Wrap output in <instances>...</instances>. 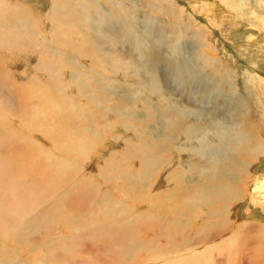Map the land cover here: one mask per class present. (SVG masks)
Returning a JSON list of instances; mask_svg holds the SVG:
<instances>
[{
	"label": "rangeland",
	"instance_id": "rangeland-1",
	"mask_svg": "<svg viewBox=\"0 0 264 264\" xmlns=\"http://www.w3.org/2000/svg\"><path fill=\"white\" fill-rule=\"evenodd\" d=\"M10 1L12 4L19 3V0ZM122 1L116 0L115 3L113 0H98V3L107 7L117 8L116 14L104 10L101 16L94 11V7L88 8L90 3H86L87 7L82 10L86 9L87 13L82 11L80 22L75 20L67 25L59 24L57 32H51L57 23L48 16L52 10V1L41 0L38 5H43V15L37 14L32 18L33 35L21 32L18 34V41L13 44L10 35L0 37V164L9 170L7 178L18 179L22 174L24 180L34 181L45 191L38 198V194L30 191L34 197H29L27 201L30 202L27 204H32L33 200L35 204L39 200L47 214L41 225L34 227L39 228L38 232L34 233V229H31L27 232L32 234L21 236V239L11 236L6 238L5 244L9 249L0 251V255L2 253V256L9 259L11 255L13 264H164L170 259H181L184 255L205 250L202 258L207 264H261L260 260L264 262L260 256L264 253V222L262 224L256 221H264V194L262 198L259 196V199H255L258 203H253L251 198H254L253 177L259 174L264 177V154H260L257 159L253 150L248 149L260 147L257 152H262L264 148V0H124L125 6L119 4ZM91 13L97 15L98 20L104 18L105 23L101 24L93 17L91 19ZM88 15L89 18L86 17ZM95 25L99 28L102 26L100 29L103 32L92 30ZM150 28L152 31H149ZM104 30L114 31L117 37L107 35ZM55 33L60 34V37L52 35ZM85 33L90 34L86 41L83 40ZM176 34L178 35L175 36ZM179 34L182 35L184 44L176 58L171 56L172 49L167 45L171 42L180 44ZM48 36L52 37L54 44L47 41ZM131 36L136 37L135 42H140V45L133 44ZM94 39L99 43L98 39L102 40V48L96 47ZM108 49L121 50L122 67L118 57L115 62L119 65L109 63L105 58ZM199 53L212 58L211 66L201 69L195 56H200ZM83 54L86 56L82 58ZM69 55L76 56V65H73V60H69ZM41 58L44 62L41 61L42 64L39 65ZM133 60H138L142 65H139L140 68L153 75V81L157 80L152 83L160 89L159 93H153L149 85V90L142 85L136 86V80L130 77L132 74L122 72L124 65L133 63ZM180 63L185 66L184 69L180 67L181 73H185L184 76L188 79L190 77V82L194 80L193 88L187 89L190 92L183 90L181 83L176 81V70ZM212 66H215V70ZM77 67L84 69L75 77L74 69ZM196 76L198 78L193 79ZM172 93L180 94L189 106L198 105L199 111L202 107L205 113L203 119L200 116L196 118L199 121L192 118L196 117L193 112L190 113L192 117L183 118L184 128L182 127L181 132L175 129V136L162 151L157 148V140H151L149 134H144L141 125L144 124L148 129L146 121H136V118L149 115L150 118L146 116V119L153 125L151 118L160 114L159 103L166 107L165 95ZM146 99H151L154 106L148 108ZM169 100L174 106L177 105L172 99ZM233 103L239 109L242 107V110L235 112ZM131 112L138 114V117L135 118ZM53 119L59 122L58 125L47 123ZM197 122L200 124H196ZM195 125H202L199 128L203 129L207 126L206 130L215 127L217 133H213L217 137H224L225 133L228 138L233 136L235 140L242 127L246 132L245 138L249 133L251 140H260L262 144L250 140L243 152L233 138L228 141L229 144H222V147L219 143L209 144L219 147V151L224 150L225 154L229 153L226 154L228 156L224 154L223 159L231 157L253 162L250 173H234L237 177L233 180L231 166L225 167L223 162L217 161L215 163L223 173H217L215 178L205 175L201 177L198 172L203 170L199 167L208 166L213 161L193 160L195 150L192 152L181 145L196 141L198 135L187 131ZM162 127L163 125L161 129L165 130ZM154 128L160 132L157 137L164 136L161 129L156 126ZM205 131H202L203 134L207 132ZM236 131L239 132L238 136L235 135ZM208 134L209 132L204 135ZM145 137H148L147 142H144ZM138 145L139 148H136ZM87 150H90V154ZM148 150L149 154L146 153ZM206 154L200 153L201 156ZM60 162L65 165L64 169L60 167L62 171L57 170L56 166ZM72 164L76 165V169L70 173L68 171ZM194 164H199L198 171ZM26 166L28 167L24 168ZM101 169L106 170L101 173ZM64 170L67 172L63 173ZM83 174L87 177L81 178L85 183L74 187V180L83 177ZM217 180L225 185H234L232 188L236 190L238 198L230 201L229 206H225L227 202L219 199L225 197L224 194L216 197L217 192L214 193L209 188ZM86 182L92 185L86 187ZM158 186H162L161 190L165 191V195L160 200H147L148 194L155 193ZM241 186L245 189L242 190ZM55 187L57 188L54 190ZM199 187L202 188L201 192ZM96 189L101 194L107 193L121 205L125 202L131 215L144 213L148 209V203H154V210L158 212L160 221L151 216V223L137 222L132 228L127 226L123 229L116 226L104 227L109 232L102 230L95 234L93 228L106 226L110 224L109 220L96 222L92 227L83 223L84 218L99 215L116 205L113 200V203L97 202L94 199ZM239 189L244 191L240 197ZM5 196L4 193L0 194V203L5 201ZM10 198L15 203V200H19V195L14 194ZM186 198H190L188 204L185 203ZM168 219L175 222V225H171L174 226V231L162 232L168 228L164 225L169 223ZM242 223H246L247 227L235 238ZM249 224L258 225L254 226L256 236L247 234L248 228L251 229ZM132 239L139 243L129 247L124 244L125 240L128 242ZM233 239L235 247L232 249H237V257L228 259L233 250H228L226 244ZM111 242L124 244L126 250L123 252L120 248H113ZM222 242L224 245H221ZM168 244L176 245L175 252L166 248ZM148 245L163 249V254L169 251L171 254L154 258V248H148ZM244 250L249 257L242 256Z\"/></svg>",
	"mask_w": 264,
	"mask_h": 264
},
{
	"label": "bare ground",
	"instance_id": "bare-ground-1",
	"mask_svg": "<svg viewBox=\"0 0 264 264\" xmlns=\"http://www.w3.org/2000/svg\"><path fill=\"white\" fill-rule=\"evenodd\" d=\"M41 0H19V3H14V4H12V2L10 1V0H0V37H1V35H5V34H8V35H10V39H11V42H12V44L13 43H16V41H18V34L19 33H21V32H24V33H28L29 35H33L34 34V22H32V18L35 16V15H39V14H41V8L43 7V5H41L42 7H40L39 5H38V3L40 2ZM43 1V0H42ZM52 1V7H51V9L52 10H50L49 11V14H48V16L52 19V21L54 20L55 22H57L56 23V25L55 26H53V29L51 30V32L52 31H54V32H57V26L60 24V25H67V24H69V23H72L73 21H78V22H80L81 21V18H82V15H83V13H82V11H84V12H86L87 13V10L85 9V10H82V8H84V7H87L86 6V3H90L91 5L88 7V8H93L94 7V11H97L98 12V14L100 13V16H101V13L105 10L106 12H114L115 14H116V12H117V8H114L113 6H112V8L111 7H107V6H105L103 3H98L96 0H51ZM113 1H115V3H116V0H113ZM159 1V0H158ZM34 3V4H33ZM41 3V2H40ZM115 3H114V6H115ZM36 4V5H35ZM98 4V5H97ZM119 4L120 5H124L125 6V4H126V2L123 0L122 2H119ZM148 4V3H147ZM96 5V6H95ZM123 6V7H124ZM93 11V10H92ZM124 11V10H123ZM154 12V11H153ZM48 13V12H47ZM120 13V12H119ZM118 13V15H122V14H119ZM89 14V13H88ZM91 14H93L92 16H91V19H92V17L94 18V19H97L96 17H97V15L95 16L94 15V13H91ZM90 14V15H91ZM103 14H105V13H103ZM41 15H43V13L41 14ZM40 15V16H41ZM123 15H124V13H123ZM149 16V15H148ZM86 17H88L89 18V15L88 16H86ZM44 20V19H43ZM89 20V19H88ZM98 20V19H97ZM97 20H96V22H97ZM101 20V21H100ZM104 18L103 19H101V18H99V20H98V22H103V23H105L104 22ZM126 20V19H125ZM89 22V21H88ZM93 22H94V20H93ZM97 22V23H98ZM114 22H115V20H114ZM160 22V21H159ZM85 23V22H84ZM99 23V24H100ZM122 23V22H121ZM91 24H92V22H91ZM94 24V23H93ZM102 24V23H101ZM127 24V23H126ZM125 24V25H126ZM164 24V23H163ZM162 24V25H163ZM123 25V24H122ZM149 25V24H148ZM36 26V25H35ZM96 26V25H95ZM111 26H112V23H111ZM127 26V25H126ZM163 26H165V25H163ZM102 27V26H101ZM100 27V28H101ZM113 27H114V25H113ZM70 28V27H69ZM98 26H96V27H94L93 26V28H92V30H96L97 32H103L102 31V29H100ZM115 28H116V26H115ZM118 28V27H117ZM106 29V28H105ZM132 29V28H131ZM9 30V31H8ZM88 30H89V28H88ZM117 30V29H116ZM89 31H91V30H89ZM88 31V32H89ZM149 31H152V28H150V30ZM148 31V32H149ZM104 32H106L107 33V35H112V36H115V34H114V31H111V30H104ZM121 32V31H120ZM130 32H133V31H130ZM36 33H37V31H36ZM90 33V32H89ZM105 33V34H106ZM116 33V32H115ZM136 33V32H135ZM157 33V32H156ZM161 33V32H160ZM60 34H62L61 32H60ZM60 34H52V35H55L56 37H58ZM86 34V33H85ZM121 34V33H120ZM128 34V33H127ZM63 35V34H62ZM89 35L90 34H86V36H84L83 37V40L84 41H86L88 38H89ZM132 35H134V34H132ZM156 35V37L158 38L159 36L157 35V34H155ZM161 35H163V33H161ZM178 34H176L175 36H177ZM123 36H124V33H123ZM135 36V35H134ZM140 36V35H139ZM139 36H137V37H139ZM182 35L181 34H179V43L180 44H174V43H169L168 45H167V47H169L170 49H172L171 50V56H174V57H176V58H178V54H179V50L181 49V45H183L184 44V42H183V38L181 37ZM60 37V36H59ZM64 37V36H63ZM69 37V36H68ZM115 37H117V36H115ZM132 37V36H131ZM67 38V37H66ZM127 38H128V36H127ZM64 39V38H63ZM121 39H122V36H121ZM162 39H163V37H162ZM67 40V39H66ZM95 41H96V47H99L100 46V48H102L101 47V45L103 44V42H102V40L101 39H98L99 41H100V43L99 42H97V40L96 39H94ZM126 40V39H125ZM124 40V41H125ZM132 40H133V44H136V43H138L139 45H140V42H135L136 40H137V38L136 37H132ZM143 40V39H142ZM47 41H49L50 43H52V44H54L55 42L52 40V37L51 36H48L47 37ZM141 41V40H140ZM158 41H159V39H158ZM66 42V41H65ZM106 42V41H105ZM165 42V41H164ZM0 43H2V42H0ZM107 43V42H106ZM129 43V42H128ZM131 43V44H132ZM162 43V42H161ZM132 44V45H133ZM144 44V43H143ZM36 45L37 46H39L37 43H36ZM124 45V44H123ZM126 45V44H125ZM137 45V44H136ZM49 47V46H48ZM124 46H122L121 47V50H122V48H123ZM138 47V46H137ZM137 47L135 48L136 50H137ZM131 48V47H130ZM120 49V48H119ZM109 50V52L108 53H106L105 55H106V59L109 61V63H111V62H114L116 65H119L117 62H115V59L118 57L119 58V60L121 61V65H120V67H122V59H121V50H115V49H113V50H111V49H108ZM133 50V49H132ZM127 51H128V49H127ZM138 51V50H137ZM169 51V50H168ZM80 52V51H79ZM134 52V51H133ZM112 53H114L115 55H112ZM55 54V53H54ZM65 54V53H64ZM199 55L200 56H198V55H195L196 57H197V59L199 60V62H200V64H201V66H202V68L201 69H203V68H205V66H211V57H209L208 55H202V54H200L199 53ZM29 56H31V55H29ZM69 56H71V55H69ZM83 56H86L85 54H83L82 55V58H83ZM90 56V55H89ZM39 57V56H38ZM69 60L70 61H72L73 60V63H74V61H76V56H71V57H69ZM78 60V59H77ZM41 61H43V59L41 58L40 59V64L39 65H41L42 63H41ZM91 61V60H90ZM44 62V61H43ZM79 62V61H78ZM125 62H127V61H125ZM129 62V61H128ZM78 65H79V63H77ZM181 64V63H180ZM35 65V64H34ZM73 65H76V63H74ZM77 65V66H78ZM86 65V64H85ZM137 65V66H136ZM142 66L141 65V63L137 60V62H134V60H133V63L131 62V63H127L126 65H124V69L122 70V72H125V74H129V75H131L132 74V76H130L131 78H133V79H135L136 80V86L138 85V87L140 86V85H142V86H145V88L146 89H148V87H147V85H149V88L151 89V90H153L152 92L154 93H159L160 92V89L158 90L156 87H154L153 86V83L152 82H156L157 80H152L153 78V75L151 74V73H147V71H145L144 69H142V68H140V66ZM92 66V65H91ZM180 67H182V69H184L185 68V66L184 65H179L178 66V69L176 70V71H178L176 74H177V76H175L176 77V81L179 83H181V85H180V87L184 90V89H189V87H192V84H193V81L194 80H192L191 82L189 81V79H190V77H189V79L186 77V76H184L185 75V73H184V75L181 73V71H180ZM214 69L213 70H215V66H212ZM44 68V67H43ZM117 68H118V66H117ZM81 69H84V67H81V68H79V67H77V68H75L74 69V73H75V77H78V75H79V73H80V70ZM86 69H89V68H87L86 67ZM190 69V68H189ZM51 71H53L52 69H51ZM56 71V70H55ZM49 72V71H48ZM54 72V71H53ZM140 72H141V77H140ZM185 72V71H184ZM188 72V71H187ZM189 72H190V70H189ZM47 73V72H46ZM56 73V72H55ZM101 73V72H100ZM181 74V76H180V74ZM82 74V73H81ZM123 74V73H122ZM128 75V76H129ZM145 75H147V76H145ZM148 76H150V78H148ZM103 77V76H102ZM193 77V76H192ZM195 78H198L197 76L196 77H194L193 79H195ZM256 78V77H255ZM258 78V77H257ZM114 79V78H113ZM191 80V79H190ZM67 81V80H66ZM71 81H73V80H71ZM196 81V80H195ZM198 81V80H197ZM61 83V82H60ZM179 83V84H180ZM256 83V82H255ZM73 84V83H72ZM254 85V84H253ZM102 86V85H101ZM231 86V85H230ZM179 87V88H180ZM54 88V87H53ZM70 88V87H69ZM193 88V87H192ZM76 89V88H75ZM149 90V89H148ZM182 90V91H183ZM192 90H194V89H192ZM191 90V91H192ZM173 91V90H172ZM176 91V90H175ZM187 91H189L190 92V90H187ZM186 91V92H187ZM150 92V91H149ZM184 92V91H183ZM198 92H200L199 90H198ZM242 93V92H241ZM177 93H172V94H166L165 96H166V104H167V106L165 107V106H161V103H159L160 105H159V115H156V117H153V118H151V119H153V122H154V124L153 125H151L150 124V120H148V119H146V116L148 117L149 115H146V116H143L142 118H140V119H138V118H136V116L138 117V114H136V113H134V114H132V112H131V114L133 115V116H135V118H136V121H138V120H144V121H146V123H147V126H148V129L144 126V124H142L141 125V127H143V130H144V134H149V138H151V140L152 139H155V140H157L158 141V147L157 148H159V149H162V151H164L165 149V146H166V144L171 140V139H173L172 137L173 136H175V133L174 132H176L175 131V129H178L179 131L178 132H181L180 130H182V127H183V123L184 122H182V119L183 118H189V117H192L191 115H190V113L191 112H193L194 114H195V116L196 117H192V118H194V119H196L197 117H199L200 116V118L201 119H203V114L205 113V112H203V108L201 107V111H199V107H198V105L195 107V105H193V104H191L190 106H189V104H187L185 101H183L182 100V98H181V95L179 94V95H176ZM188 94V93H187ZM186 94V95H187ZM236 94V93H235ZM210 95V94H209ZM228 95V94H227ZM240 95V94H239ZM249 95V94H248ZM233 96V95H232ZM203 97V96H202ZM235 97V96H234ZM245 97V96H244ZM99 98V97H98ZM158 98V97H157ZM236 98V97H235ZM152 99V98H151ZM150 99V100H151ZM169 99H172L173 101H175V103H177V105L176 106H174L173 104H172V102H170V100ZM205 99V98H204ZM232 99V98H231ZM230 99V100H231ZM234 99V98H233ZM245 99V98H244ZM243 99V100H244ZM149 99H146V104H147V107L148 108H151L152 107V105L154 106V104L150 101ZM154 100V99H153ZM162 100H163V98H162ZM246 100V99H245ZM102 101V100H101ZM165 101V100H164ZM232 101V100H231ZM233 101H235V100H233ZM238 101H239V99H238ZM247 101V100H246ZM251 101V100H250ZM103 102V101H102ZM205 102V101H204ZM241 102H242V100H241ZM245 102V101H244ZM258 102V101H257ZM256 102V103H257ZM179 103V104H178ZM221 103V102H220ZM231 103V102H230ZM236 103V102H235ZM235 103H233V107H234V109L233 110H236L235 112H237V111H241L242 109V104H239L240 105V109L239 108H237V104H238V102H237V104H235ZM246 103V102H245ZM262 103V102H261ZM101 104V103H100ZM198 104V103H197ZM253 104V103H252ZM259 104V103H258ZM105 105V104H104ZM182 105V106H181ZM237 105V106H236ZM248 104L246 103V106H247ZM260 105V104H259ZM231 106V105H230ZM104 107V106H103ZM110 107V106H109ZM232 107V106H231ZM255 107H256V105H255ZM248 108H249V106H248ZM244 109V108H243ZM250 109V108H249ZM248 109V110H249ZM170 110V111H169ZM45 111V110H44ZM47 111V110H46ZM206 111V110H205ZM216 111V110H215ZM25 112V111H24ZM48 112V111H47ZM178 112H179V114H178ZM50 113H52V112H50ZM49 113V114H50ZM128 113H130V112H128ZM128 113H125V115L127 114L128 116L130 115V114H128ZM178 114L177 116H173V114ZM248 113V112H247ZM206 114H207V112H206ZM206 114H205V116H206ZM249 114V113H248ZM47 115V114H46ZM46 115H45V117H46ZM151 115V114H150ZM154 115V114H153ZM48 116V115H47ZM52 116V115H51ZM155 116V115H154ZM159 116V117H158ZM209 116V115H208ZM207 116V117H208ZM152 117V116H151ZM52 118V117H51ZM105 118V117H104ZM149 118H150V116H149ZM206 118V117H205ZM47 119V118H46ZM199 119V118H198ZM50 120V119H49ZM47 121V123H51V124H53V123H55V124H57L58 125V123L59 122H57V121H55L54 119L52 120V121ZM197 120V119H196ZM213 120V119H212ZM211 120V121H212ZM215 120V119H214ZM152 121V120H151ZM197 121H199V120H197ZM235 121V120H234ZM127 122V121H126ZM162 122V123H161ZM213 122V121H212ZM218 122V121H217ZM238 122V121H237ZM235 123V122H234ZM242 123H243V121H242ZM196 124H200V123H196ZM207 124V123H206ZM209 124V123H208ZM246 124V123H245ZM161 125H163V127L162 128H165V130H163V129H161ZM202 125H203V123H202ZM201 125V126H202ZM211 125V124H210ZM157 127L158 129H161V132L164 134V136L163 137H157V136H159V134H160V132H157V129H155L154 127ZM198 125H195V127H191V129L189 130V128L187 129V131H192V133L191 134H193L194 135V133L195 134H197L198 135V137H197V139H196V141H192V142H184V143H182L181 145L183 146V148H188V149H190L192 152H193V150H195V152L196 153H194L193 154V160L194 159H198V160H212L213 161V163H210L208 166H201V167H199L200 169H202L203 171L202 172H198L200 175H201V177L203 176V175H205V176H207L208 178H215V176H216V174L217 173H223L222 171V169L221 168H219V165L218 164H216L215 162H217V161H221V162H223V164H224V166L226 167V166H231L230 167V170H231V172L233 171V177H232V179L234 178H236L237 176L234 174V173H239V174H241V173H243V174H247V173H250V171L252 170L251 169V167H252V164H253V162H251V161H249V160H243V161H240V160H235V159H233V158H231V157H229V158H227V159H223V155L225 154V152H224V150H217V148H219V147H212V146H210L209 144H214V143H216V144H220L221 145V147H222V144H224V145H227V144H229L230 142H228L230 139H232L233 138V136H230V138H228L227 137V134H225L224 133V137L222 136V135H220V136H222L221 138H220V136H218L217 137V135L215 134V133H213V132H216L217 131V129L215 128V127H210L209 129H203V128H199V127H201V126H198ZM145 127V128H144ZM208 127H209V125H208ZM248 127V126H247ZM43 128V127H42ZM184 128V127H183ZM201 129V130H200ZM239 130H240V135H239V132L238 131H236L235 132V135H239V137L235 140L234 138V140L236 141V144H237V147H241V152H243L246 148H247V146H248V144L250 143V136H249V133H247L248 134V136H247V138H245L246 137V135H245V131L243 130V128L241 127V128H239ZM185 131V130H184ZM202 131H205L206 133H208L209 132V134H208V136H205L204 134H206V133H204L203 134V132ZM68 132V131H67ZM194 132V133H193ZM221 132V131H220ZM252 132V131H251ZM217 133V132H216ZM223 133V132H222ZM181 134V133H180ZM135 135H138V133H135ZM219 135V134H218ZM15 137V136H14ZM45 137V136H44ZM44 137H43V139H44ZM148 137H145V140H144V142H147V140H148ZM30 138V137H29ZM32 138V137H31ZM177 138V137H176ZM23 139V138H22ZM40 139V138H39ZM245 139H246V142H245ZM41 140V139H40ZM255 140H257V139H255ZM255 140H254V138H253V140H251V142H253V143H259V144H262V142L259 140H257V142H255ZM249 141V142H248ZM76 142V144H77V141H75ZM153 142V141H152ZM151 142V143H152ZM212 142V143H211ZM245 142V143H244ZM25 143V142H24ZM126 143V142H125ZM248 143V144H247ZM44 144V143H43ZM79 144V143H78ZM77 144V145H78ZM233 144V143H232ZM25 145V144H24ZM47 145V144H46ZM69 145V144H68ZM75 145V144H74ZM140 145V144H139ZM139 145L136 147V148H139ZM235 145V144H234ZM27 146V145H26ZM181 146V147H182ZM260 146V145H259ZM67 147V146H66ZM80 147V146H79ZM144 146H142V148H143ZM153 147V146H152ZM257 147V146H256ZM258 149L260 148V147H257ZM87 149V148H86ZM89 149H92V148H89ZM153 149V148H152ZM258 149H255V146L253 147V149H248L249 151L251 150H253V154L255 155V156H257V159L259 158V156H260V154H264V148H263V150H262V152H257L258 151ZM47 150V149H46ZM53 150V149H52ZM73 150H75V149H73ZM83 150V149H82ZM143 150V149H142ZM183 150V149H182ZM189 150V151H190ZM79 151H80V149H79ZM144 151V150H143ZM174 151V150H173ZM176 151H178V149L176 150ZM228 151V150H227ZM49 152V151H48ZM68 152V151H67ZM77 152V151H76ZM83 152V151H82ZM89 152H90V150H89ZM88 152V150H87V153H89ZM201 152H205V153H207L206 155H204V156H201L200 155V153ZM231 152V151H230ZM81 153V152H80ZM84 153V152H83ZM93 153V152H92ZM147 154H149V150H148V152H146ZM90 154V153H89ZM226 154H229V153H226ZM225 154V156H228V155H226ZM242 155H245V154H243V153H241ZM30 155V154H29ZM81 155H83L82 153H81ZM233 155V154H232ZM253 155V156H254ZM76 156V155H75ZM132 156V155H131ZM224 156V157H225ZM34 158V157H33ZM21 160V159H20ZM50 160V159H49ZM115 162H113V164H114ZM7 164V163H6ZM1 165V164H0ZM195 165V169L198 171V166H199V164H194ZM2 166V165H1ZM1 166H0V168H1ZM15 166H17V165H15ZM56 166H57V170L59 169V170H61L62 171V169H64L65 168V165L63 164V163H57L56 164ZM8 167V166H7ZM11 167V166H10ZM28 166H26V167H24V168H27ZM60 167H62V169L60 168ZM80 167H82V166H80ZM19 168V167H18ZM24 168H22L23 170H24ZM51 168V167H50ZM105 168V167H104ZM56 169V168H55ZM76 169V165H74V164H72L71 166H70V170L68 171V172H72L73 170H75ZM92 169V168H91ZM50 170V169H49ZM106 169H101V170H99V172H101V173H104V171H105ZM8 171L9 170H7L5 167H3L2 166V170L0 171V184L2 185L1 187H0V194L2 195L3 193L6 195L5 196V201H3V202H1L0 203V245L2 246V247H0V251H6V250H8L9 249V247L8 246H6V241H7V239L6 238H9V236H11V237H16V238H22L21 236H29V235H31L32 233L31 232H27L28 230H33L34 229V227L37 225L38 227H39V225H41V223H42V221L47 217V214L45 213L46 212V209H45V211H43L44 210V207H42V206H44V205H42L41 203V201H39V200H37V202L34 204V200H33V202H32V204L33 205H35V206H33L32 204H27V202H30V201H27L28 199H29V197H31V196H33L34 197V195L32 194V192H31V194L29 193L30 191H33V192H35L36 194H38L37 195V198H38V196L41 194L42 196L44 195V193H45V191L43 190V189H40V187H39V185H37L36 183H34V181H27V180H24L23 179V177H24V175H22V174H20L19 175V177H18V179H9V178H7V174H8ZM53 171V170H52ZM51 171V172H52ZM66 170H64L63 171V173L65 172ZM67 172V171H66ZM76 172V171H75ZM11 173V172H10ZM77 173V172H76ZM100 173V174H101ZM253 173V172H252ZM13 174H14V172H13ZM66 174V173H65ZM226 174H227V172H226ZM231 174V175H232ZM15 175V174H14ZM75 175V174H74ZM86 175V174H85ZM253 175V174H252ZM164 176V175H163ZM162 176V177H163ZM41 177V176H40ZM62 177V176H61ZM77 177V176H76ZM86 179L87 177H85L84 176V174H83V177H80V178H77L76 180H74L75 181V183H74V187H76V186H80L82 183H85V181H83L82 179ZM254 178V181H253V194H254V198H251L252 200H253V203L254 202H257L255 199L257 198V199H259L260 197L259 196H261V198H262V194H264V177L262 176V175H260L259 174V176H254L253 177ZM62 179V178H61ZM92 179H93V176H92ZM233 179V180H234ZM44 180V179H43ZM42 180V181H43ZM50 180V179H49ZM37 182V181H36ZM44 182V181H43ZM39 183V182H38ZM42 183V182H41ZM40 184V183H39ZM212 184H214L213 186H210L209 188H210V190H212L214 193L215 192H217L216 194H215V196L217 197L218 196V194H220L219 196H221L222 194H224V196L225 197H219V199H222V200H224V202H227V204L225 205V206H229L230 204H229V202L230 201H232V200H234V199H236V198H238V194L235 192L236 190H234L232 187L234 186H229V185H225V184H222L219 180H217L216 182L215 181H213L212 182ZM92 185V183H89V182H86V187H90ZM36 187H38V188H36ZM96 187V186H95ZM162 187V186H161ZM161 187H157V191L155 192V193H152V194H148V196H147V200H151V198H157L158 200H160L161 198V196H163V195H165V191H162L161 190ZM203 187V186H202ZM57 187H55L54 188V190L56 189ZM77 188V187H76ZM208 188V187H207ZM241 188H242V190H244L245 188H243L242 186H241ZM12 190V191H11ZM39 190H41V193H38V192H40ZM208 190V189H207ZM240 190V189H239ZM242 190H240L241 191V194L239 195V197L242 195V192H244V191H242ZM10 191V192H9ZM202 191V188H200L199 187V192H201ZM12 192V193H11ZM27 193H29V195H27ZM15 194V195H19V200H15V203L12 201V199L10 198V197H13V195ZM253 194H252V196H253ZM9 195H11V196H9ZM95 195H96V197L94 198L97 202H100L101 201V203H103V202H107V203H110V202H112V200L113 199H111L109 196H108V194L107 193H104V194H101L97 189L95 190ZM41 196V197H42ZM251 196V197H252ZM7 197H9L7 200H6V198ZM199 197V196H198ZM34 199V198H33ZM39 199L40 200H42V198H40L39 197ZM243 199H244V197H243ZM146 200V201H147ZM189 200H190V198H186L185 199V203H187L188 204V202H189ZM191 200H193V199H191ZM2 201V200H1ZM114 201V204H116V205H118V206H116L115 205V207L114 208H108L105 212H101V214H99V215H93L92 217H85L84 219L85 220H83V223H85L87 226L89 225V226H94V224L96 223V222H102L103 220H106V219H108L109 221V223L110 224H108V225H106V226H103V225H101V226H98V227H96V228H93V230H94V232H95V234H97L99 231L100 232H102V230H105V228L104 227H107V228H109V227H112V226H116V228H120V229H123V228H125V227H127V226H129V227H131L132 228V226H134V225H137L139 222L141 223H144V222H149V223H151V221H152V218L154 217V218H156L157 219V221H160V216H158L157 214H158V212H156L155 210H154V203H151V202H149L148 203V209H146L145 210V212L144 213H138L137 214V212H136V214L137 215H131V212H130V214H129V209H128V207L125 205V202H124V205H121V203L119 202V201H117V200H113ZM262 201V200H261ZM58 202V201H57ZM107 203H105V204H107ZM113 203V202H112ZM252 203V202H251ZM258 203V202H257ZM261 203V202H260ZM259 203V204H260ZM59 204V203H58ZM95 204V203H94ZM104 204V203H103ZM263 204V203H262ZM98 205V204H97ZM149 205H152V206H149ZM30 206H33V207H30ZM260 206V205H259ZM38 207V208H37ZM42 207V208H41ZM101 207V206H100ZM34 208H36V210L34 209ZM254 208V207H253ZM230 210V209H229ZM256 211V210H255ZM263 211H264V206H263ZM223 212V211H222ZM135 213V212H134ZM249 213H250V211H249ZM252 214V213H251ZM254 214V213H253ZM263 214H264V212H263ZM157 215V216H156ZM99 216H101L100 218H98V219H96L97 217H99ZM151 216H153L152 218H151ZM264 217V216H263ZM102 218V219H101ZM165 218V217H164ZM168 218V217H167ZM162 219V218H161ZM256 219V218H255ZM169 220V223L168 224H165L164 223V220H162V223H164V225H167L168 226V228H166L165 230H162V232L164 231H167V232H172V231H174V226H171L172 224H174L175 225V222L173 223V221L172 220H170V219H168ZM167 220V221H168ZM107 222V221H106ZM138 222V223H137ZM257 223H262L263 224V220H257L256 221ZM76 223V222H75ZM85 225V226H86ZM151 225H153V224H151ZM247 224L246 223H242L240 226H239V229L236 231V233H237V235L235 236V238L237 237V236H240V232L242 231V229L244 228V227H247L246 226ZM254 226L255 225H257V224H253ZM249 226H251L250 224H249ZM254 226H251V229H249L248 228V230H247V234L248 233H251L252 235L253 234H255V236H256V233H254V231L256 230L255 229V227ZM258 226V225H257ZM38 227H36L35 229H34V233L35 232H38V230H39V228ZM164 227V226H163ZM238 227V226H237ZM261 228V227H260ZM262 228H263V226H262ZM84 229V228H83ZM87 229V227L85 228V230ZM260 230V229H259ZM258 230V231H259ZM105 231H108V230H105ZM253 231V232H252ZM109 232V231H108ZM235 232V231H234ZM263 232V231H262ZM33 233V234H34ZM261 234H263V233H261ZM234 235H235V233H234ZM255 236H253V237H255ZM260 236V235H259ZM252 237V238H253ZM262 237V236H261ZM250 238H251V236H250ZM26 239H27V237H26ZM118 238H116V240H117ZM137 239V238H136ZM136 239H132L131 241H129L128 240V242H126V240L124 241V244L125 245H127L128 247L129 246H131L132 244H134V243H139ZM110 240V239H109ZM112 240V239H111ZM113 241V240H112ZM133 241V242H132ZM234 241V239L232 240V241H229L226 245H227V249L229 250H231L232 249V247H235L234 245H233V242ZM257 240H255V242H256ZM252 242V241H251ZM236 243V242H235ZM124 244H120V243H116V244H114L113 242H111V246L113 247V248H115V249H119V250H121V251H125L124 250V248H125V245ZM141 245V244H140ZM169 245V244H168ZM221 245H224L223 244V242H222V244ZM236 245V244H235ZM158 246V245H157ZM174 246H176V245H174V244H171V245H169L168 247L166 246V248L168 249V250H172V252H175V248H174ZM218 246V245H217ZM37 247H38V245H37ZM146 247V246H145ZM148 248H154V246L152 247V246H150V245H148L147 246ZM212 247V246H211ZM226 247V246H225ZM239 247V246H238ZM251 247V246H250ZM253 247V246H252ZM111 248V247H110ZM177 248V247H176ZM40 249V248H39ZM214 249H217V248H215L214 247ZM213 249V250H214ZM109 250V249H108ZM212 250V251H213ZM233 250V249H232ZM249 250V249H248ZM110 251V250H109ZM163 249L161 250L160 248H154V251L152 252V253H155L154 254V258H157V259H159V258H163V257H165L166 255L167 256H169L171 253H167V254H163ZM196 251V250H195ZM236 251V252H235ZM245 251V250H244ZM264 251V250H263ZM113 252V251H112ZM117 252V251H116ZM231 252H234V254L232 255V253ZM119 253V252H118ZM210 253H211V251H210ZM239 253V252H238ZM241 253H242V251H241ZM7 253H5V255H6ZM125 254V253H124ZM205 254V250L204 251H201V252H193L192 253V255H188V256H186V255H184V258H181V259H170V261H167V262H165L164 264H207V261L205 260V259H203L202 257H203V255ZM262 254V255H261ZM260 254V256H261V259L262 260H264V253H261ZM157 255V256H156ZM256 255V254H255ZM7 256V255H6ZM153 256V255H152ZM242 256L245 258H247V257H249L248 256V254H247V252L245 251V252H243L242 253ZM241 256V257H242ZM253 255H251V257H252ZM10 257V259L7 257V258H5L4 256H2V253H1V255H0V264H13V262H12V257H11V255L9 256ZM233 257H237V249L236 250H233V251H230V253H229V255H228V259H231V258H233ZM253 258V257H252ZM236 259V258H235ZM248 259H250V258H248ZM245 261V260H244ZM246 261H247V259H246ZM19 262V261H18ZM224 262V261H223ZM54 264H59V262H53ZM229 263V262H228ZM231 263V262H230ZM240 263H242V262H240ZM250 263V262H249ZM260 263L262 264V263H264L263 261H261L260 260ZM41 264H43L42 262H41ZM209 264V263H208ZM244 264H247V263H245L244 262ZM252 264V263H251Z\"/></svg>",
	"mask_w": 264,
	"mask_h": 264
}]
</instances>
